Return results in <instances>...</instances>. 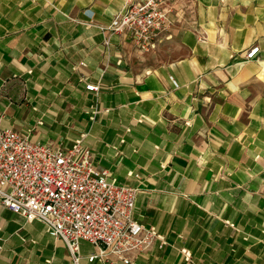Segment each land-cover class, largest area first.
Masks as SVG:
<instances>
[{"label":"crops","instance_id":"crops-1","mask_svg":"<svg viewBox=\"0 0 264 264\" xmlns=\"http://www.w3.org/2000/svg\"><path fill=\"white\" fill-rule=\"evenodd\" d=\"M124 2L0 0L1 126L82 137L97 169L138 189L135 220L166 244L132 264H264V0H166L146 50L104 28ZM79 246L77 264H125ZM0 264L76 263L0 204Z\"/></svg>","mask_w":264,"mask_h":264},{"label":"built area","instance_id":"built-area-1","mask_svg":"<svg viewBox=\"0 0 264 264\" xmlns=\"http://www.w3.org/2000/svg\"><path fill=\"white\" fill-rule=\"evenodd\" d=\"M169 24L166 0H125L104 28L127 34L146 50ZM258 48L250 46L245 57L255 56ZM99 87L85 83L94 93ZM137 191L97 169L82 137L68 146L55 145L34 138L30 129L0 124V204L26 221L41 222L50 237L64 242L76 264L81 241L96 248L87 256L89 261L113 255L125 264H132V254L146 252L155 242L160 248L166 244L155 227L135 220ZM183 255L190 256L186 251Z\"/></svg>","mask_w":264,"mask_h":264}]
</instances>
